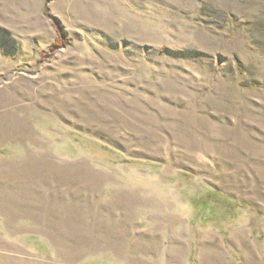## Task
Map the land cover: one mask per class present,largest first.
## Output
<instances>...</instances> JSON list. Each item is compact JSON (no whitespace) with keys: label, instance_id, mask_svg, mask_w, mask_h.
Listing matches in <instances>:
<instances>
[{"label":"rangeland","instance_id":"1","mask_svg":"<svg viewBox=\"0 0 264 264\" xmlns=\"http://www.w3.org/2000/svg\"><path fill=\"white\" fill-rule=\"evenodd\" d=\"M0 264H264V0H0Z\"/></svg>","mask_w":264,"mask_h":264},{"label":"crops","instance_id":"2","mask_svg":"<svg viewBox=\"0 0 264 264\" xmlns=\"http://www.w3.org/2000/svg\"><path fill=\"white\" fill-rule=\"evenodd\" d=\"M0 244H10V242L4 241V240H0Z\"/></svg>","mask_w":264,"mask_h":264}]
</instances>
